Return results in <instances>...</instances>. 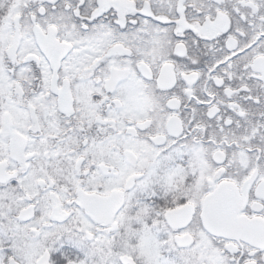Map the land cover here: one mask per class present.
<instances>
[{"label": "snow or ice", "instance_id": "obj_1", "mask_svg": "<svg viewBox=\"0 0 264 264\" xmlns=\"http://www.w3.org/2000/svg\"><path fill=\"white\" fill-rule=\"evenodd\" d=\"M0 264H264V0H0Z\"/></svg>", "mask_w": 264, "mask_h": 264}]
</instances>
